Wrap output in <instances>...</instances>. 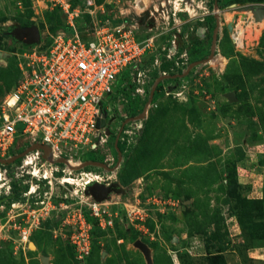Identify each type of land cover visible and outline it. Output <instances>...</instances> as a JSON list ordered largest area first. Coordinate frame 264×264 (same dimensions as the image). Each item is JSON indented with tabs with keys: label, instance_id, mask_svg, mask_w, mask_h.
<instances>
[{
	"label": "rangeland",
	"instance_id": "374dc122",
	"mask_svg": "<svg viewBox=\"0 0 264 264\" xmlns=\"http://www.w3.org/2000/svg\"><path fill=\"white\" fill-rule=\"evenodd\" d=\"M68 1L73 13L50 0H0V102L56 33L134 3ZM145 1L139 21L150 12L154 24L141 27L153 43L144 83L126 69L105 102L115 128L146 110L118 170L122 191L96 201L80 180L99 169L79 162L103 161L114 135L65 171L24 163L31 155L0 164V264H264V26L249 14L264 0ZM32 26L40 42L12 33ZM23 150L0 140L2 157Z\"/></svg>",
	"mask_w": 264,
	"mask_h": 264
},
{
	"label": "built area",
	"instance_id": "2783aa9c",
	"mask_svg": "<svg viewBox=\"0 0 264 264\" xmlns=\"http://www.w3.org/2000/svg\"><path fill=\"white\" fill-rule=\"evenodd\" d=\"M50 2L72 12L68 0ZM142 2L146 4L145 0H134L133 4L128 3L126 13L120 10L115 16L102 17L84 31L72 22L68 30L56 33L49 45L28 55L30 61L22 67L19 83L0 102V140L22 144L24 150L35 145L50 149L48 158H44L41 148L30 151L26 157L31 156L24 163L33 162L38 169L65 171L64 165L77 160L79 154L105 148L114 135L113 154L107 148L103 161L79 162L99 169L82 172L80 180L88 187L93 183L109 185L117 179L130 144L141 136L145 118L126 120L115 128L116 119L105 102L108 95L114 94L126 69L136 71L137 81L144 83L142 60L153 52V43L142 36L141 27L148 24V16L151 18V13L145 12V21H139L137 9ZM153 8L157 9L156 4ZM153 23L151 20L149 24ZM138 88L145 91L144 87ZM103 120L106 125L99 126ZM117 140L118 147L119 142L127 143L123 150L119 147L120 156ZM82 249L88 252L86 247Z\"/></svg>",
	"mask_w": 264,
	"mask_h": 264
},
{
	"label": "water",
	"instance_id": "95a60500",
	"mask_svg": "<svg viewBox=\"0 0 264 264\" xmlns=\"http://www.w3.org/2000/svg\"><path fill=\"white\" fill-rule=\"evenodd\" d=\"M252 8H253V11H256V12L262 10V6H257V7H252ZM145 19H146V15L143 16L142 21L144 22ZM12 33L14 35H17V37L20 38L21 40H23L25 43H29V44L40 42V40H41V32L37 26H32V27H27V28L20 27L18 29H15ZM176 76H178V75H173L171 77L174 78ZM158 81L159 80L156 81L155 87L158 84ZM155 87H154V89H155ZM145 115H146V110H144L141 113V115L136 116V117H131L127 121H132V120L140 119V118L142 119V118H145ZM105 125H106V121L103 120L99 126H105ZM107 133L110 135L111 131L108 129ZM37 148L43 149L45 152L44 158H48L49 152H50L49 147H47L46 145H35V146H30L28 149L22 151L21 153L15 154V155L8 157V158L0 156V163L3 165H8V164L14 163L16 160L24 157L27 153H29L30 151H33ZM116 149H117V152L120 156L121 152H120L119 147H118V140L116 141ZM61 162H64V160H61ZM96 163H98V162H96ZM102 165L105 166L104 164H102ZM121 191H122V187H121L120 183L118 181H116V182H113L111 185H106L103 183H93L87 187V189L84 191V193L87 196H92V198L96 201H103V200L107 199L112 192H121ZM135 243L149 257L150 253H149L147 247L143 243H141L140 241H136ZM33 246L34 245H32L31 247L34 248ZM42 261L45 264H49L47 256H42Z\"/></svg>",
	"mask_w": 264,
	"mask_h": 264
},
{
	"label": "bare ground",
	"instance_id": "6f19581e",
	"mask_svg": "<svg viewBox=\"0 0 264 264\" xmlns=\"http://www.w3.org/2000/svg\"><path fill=\"white\" fill-rule=\"evenodd\" d=\"M157 1V0H156ZM165 2V1H164ZM152 4V3H151ZM150 4V5H151ZM155 4V3H154ZM167 13V12H166ZM252 17V20L253 22L256 24V25H262L264 26V10H261L259 11V13L255 16L252 12L249 13ZM237 28V33H238V36L235 37V39L237 41H239V43H242L243 39H244V36H245V33H244V29L239 27V25L236 27ZM232 31V30H231ZM238 43V44H239ZM242 46V45H241ZM34 247V246H33Z\"/></svg>",
	"mask_w": 264,
	"mask_h": 264
},
{
	"label": "flooded vegetation",
	"instance_id": "af4514ba",
	"mask_svg": "<svg viewBox=\"0 0 264 264\" xmlns=\"http://www.w3.org/2000/svg\"><path fill=\"white\" fill-rule=\"evenodd\" d=\"M148 17H149V16H148ZM148 17H147V19H146V22L149 24V23L151 22V20L148 19ZM148 20H149V21H148ZM153 24H154V23H153ZM153 24H152V25H153ZM113 117H115V116L113 115ZM115 119H116V117H115ZM116 181H117V179L114 180L113 182H116ZM113 182H112V183H113ZM112 183H110L109 185H111Z\"/></svg>",
	"mask_w": 264,
	"mask_h": 264
},
{
	"label": "trees",
	"instance_id": "16d2710c",
	"mask_svg": "<svg viewBox=\"0 0 264 264\" xmlns=\"http://www.w3.org/2000/svg\"><path fill=\"white\" fill-rule=\"evenodd\" d=\"M145 125H146V122H145ZM119 147L121 148V143L119 142ZM121 150H123V149H121ZM93 153H95V152H93ZM21 159H18V160H16L15 162H18V161H20Z\"/></svg>",
	"mask_w": 264,
	"mask_h": 264
}]
</instances>
